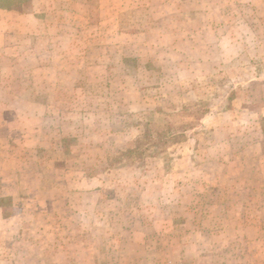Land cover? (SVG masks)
I'll list each match as a JSON object with an SVG mask.
<instances>
[{
	"label": "rangeland",
	"instance_id": "1",
	"mask_svg": "<svg viewBox=\"0 0 264 264\" xmlns=\"http://www.w3.org/2000/svg\"><path fill=\"white\" fill-rule=\"evenodd\" d=\"M0 11V264H264V0Z\"/></svg>",
	"mask_w": 264,
	"mask_h": 264
},
{
	"label": "trees",
	"instance_id": "2",
	"mask_svg": "<svg viewBox=\"0 0 264 264\" xmlns=\"http://www.w3.org/2000/svg\"><path fill=\"white\" fill-rule=\"evenodd\" d=\"M28 0H0V7L8 8V9H21L20 5L23 4V2H26Z\"/></svg>",
	"mask_w": 264,
	"mask_h": 264
},
{
	"label": "crops",
	"instance_id": "3",
	"mask_svg": "<svg viewBox=\"0 0 264 264\" xmlns=\"http://www.w3.org/2000/svg\"><path fill=\"white\" fill-rule=\"evenodd\" d=\"M13 10H20V9H15V8L14 9H8V8L0 7V11H4L6 13H9L10 11H13Z\"/></svg>",
	"mask_w": 264,
	"mask_h": 264
}]
</instances>
